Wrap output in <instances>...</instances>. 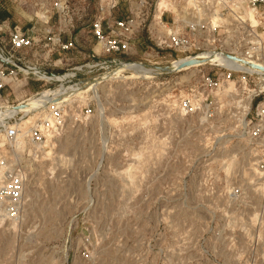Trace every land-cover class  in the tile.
<instances>
[{"label":"rangeland","instance_id":"374dc122","mask_svg":"<svg viewBox=\"0 0 264 264\" xmlns=\"http://www.w3.org/2000/svg\"><path fill=\"white\" fill-rule=\"evenodd\" d=\"M148 1L151 25L158 0ZM135 2L123 1L117 15ZM73 8L86 9L76 26L96 13L89 0ZM28 13L8 5L0 23L28 25ZM163 55L147 27L126 61L151 74L105 77L67 101L63 128L29 163L23 217L0 232V264H264V146L249 128L264 120L245 119L248 101L222 95L214 118L186 116L180 103L199 87L197 71L157 74ZM12 89L17 101L43 90Z\"/></svg>","mask_w":264,"mask_h":264},{"label":"built area","instance_id":"2783aa9c","mask_svg":"<svg viewBox=\"0 0 264 264\" xmlns=\"http://www.w3.org/2000/svg\"><path fill=\"white\" fill-rule=\"evenodd\" d=\"M89 1L96 5V13L76 26L75 20L87 15H81L86 9L75 13L73 7L86 6L87 0H0V8L18 5L29 11L23 16L28 25H11L9 19L0 23V232L23 217L34 176L29 163L43 157L49 137L63 128L67 102L30 111L18 107L43 92L100 84L128 64H143L126 59L136 53L138 36L147 27L153 49L168 54L162 59L172 71L160 75L197 71L193 77L199 87H190L180 103L186 116L214 118L222 95L225 100L249 102L242 109L245 119L264 120V0H167L158 18L155 6L151 25L148 0H135V7L123 17L117 12L126 0ZM235 33L238 42L231 40ZM190 60L200 63L187 71L179 68ZM32 83L43 90L17 101L12 84L18 89ZM249 124L251 136L264 146V124L253 120ZM257 168L264 172V153Z\"/></svg>","mask_w":264,"mask_h":264},{"label":"bare ground","instance_id":"6f19581e","mask_svg":"<svg viewBox=\"0 0 264 264\" xmlns=\"http://www.w3.org/2000/svg\"><path fill=\"white\" fill-rule=\"evenodd\" d=\"M159 10L163 9L164 7L167 6V3L165 2V0H158V4H157ZM248 16L250 17L251 21L253 24L257 23V21L255 20V18L253 17L252 13H248ZM217 60L219 62H224V59L221 57H218ZM177 66V64L173 65V68ZM198 65H195L193 67H197ZM153 68H155L156 70H158L159 73V69L156 66H152ZM190 68L187 67L184 69V71L189 70ZM150 72L147 71L144 67L143 64H139V63H131L126 65L125 67L119 69L117 72H114L113 74L109 75L111 76H124V74H126V79H132L134 77H147L148 74ZM157 73V74H158ZM128 74V76H127ZM151 74V73H150ZM108 76V77H109ZM58 80H62V78H59ZM99 83H93V84H88L86 87L84 88H79V89H62V87H60L57 91H55L54 94H52V92L46 91L43 92L41 94V96L39 98H34V99H30L28 101H25L23 106H21L20 108H18V110L20 109H27V111L33 110L35 108H46L50 105H60L62 103H65L67 101H69V99H71L72 96H80L83 95L87 92L90 91H94V87H97ZM72 90L71 92H69L68 90ZM50 96H53V98H49ZM73 98V97H72ZM58 102V103H56ZM249 104V102H248ZM249 107V105L246 106ZM9 112H11V110H9Z\"/></svg>","mask_w":264,"mask_h":264},{"label":"water","instance_id":"95a60500","mask_svg":"<svg viewBox=\"0 0 264 264\" xmlns=\"http://www.w3.org/2000/svg\"><path fill=\"white\" fill-rule=\"evenodd\" d=\"M198 63H200V61H198V60H190V61H187V62L183 63L182 65H180L179 68L182 69V68H185V67H191V66L196 65ZM157 68L159 69V73L158 74L170 73L172 71V69L170 67H168V66H158ZM21 106H23V105H21ZM20 107H18V108H20Z\"/></svg>","mask_w":264,"mask_h":264},{"label":"trees","instance_id":"16d2710c","mask_svg":"<svg viewBox=\"0 0 264 264\" xmlns=\"http://www.w3.org/2000/svg\"><path fill=\"white\" fill-rule=\"evenodd\" d=\"M0 17H1V18H4V17H5V15H0Z\"/></svg>","mask_w":264,"mask_h":264},{"label":"crops","instance_id":"0c3cea01","mask_svg":"<svg viewBox=\"0 0 264 264\" xmlns=\"http://www.w3.org/2000/svg\"><path fill=\"white\" fill-rule=\"evenodd\" d=\"M2 19V18H1ZM3 20V19H2ZM1 21V20H0Z\"/></svg>","mask_w":264,"mask_h":264}]
</instances>
